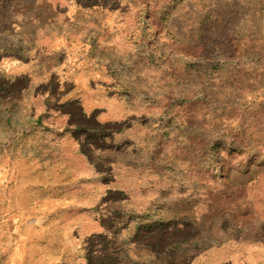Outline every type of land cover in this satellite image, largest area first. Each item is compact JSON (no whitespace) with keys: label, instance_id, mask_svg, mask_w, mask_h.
Masks as SVG:
<instances>
[{"label":"rangeland","instance_id":"1","mask_svg":"<svg viewBox=\"0 0 264 264\" xmlns=\"http://www.w3.org/2000/svg\"><path fill=\"white\" fill-rule=\"evenodd\" d=\"M0 264H264V0H0Z\"/></svg>","mask_w":264,"mask_h":264},{"label":"crops","instance_id":"2","mask_svg":"<svg viewBox=\"0 0 264 264\" xmlns=\"http://www.w3.org/2000/svg\"><path fill=\"white\" fill-rule=\"evenodd\" d=\"M68 29H71V28H68ZM76 29H78V26ZM73 31H76L75 28H73ZM77 33H80V32H77ZM81 42L82 44H85L83 43L84 42L83 40ZM13 67H19V66L17 65ZM30 67L27 65H21L17 73L19 74L27 73L30 75L31 74L34 75V70H32ZM83 70H86L85 74H82V72H79ZM74 79H75V86L82 87L83 90H81V92H78V91L73 92L71 97H73L77 101L89 104L87 105L86 108L87 110L89 109L90 111H93L95 109V104H101L100 105L101 109L98 110V113L96 114L97 119L101 122H108V121L113 120V118H111V112L109 111L108 106L111 102H114V103L118 102V100H116L118 99V97L113 96V94H110V87L109 85L103 83V78L99 77L98 69L92 66L86 69L77 68L73 80ZM116 114L120 115L116 118L123 119L127 117L128 111L127 109L125 111L120 110L119 112H116ZM118 119H114V120H118Z\"/></svg>","mask_w":264,"mask_h":264},{"label":"trees","instance_id":"3","mask_svg":"<svg viewBox=\"0 0 264 264\" xmlns=\"http://www.w3.org/2000/svg\"><path fill=\"white\" fill-rule=\"evenodd\" d=\"M93 9H96V8L94 7ZM119 17H120V15H119Z\"/></svg>","mask_w":264,"mask_h":264}]
</instances>
